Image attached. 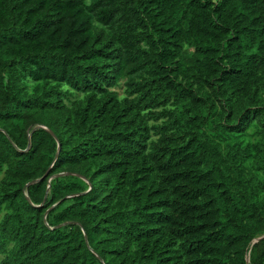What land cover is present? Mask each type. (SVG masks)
<instances>
[{
  "label": "trees",
  "instance_id": "trees-1",
  "mask_svg": "<svg viewBox=\"0 0 264 264\" xmlns=\"http://www.w3.org/2000/svg\"><path fill=\"white\" fill-rule=\"evenodd\" d=\"M254 120L264 0H0L2 264H264Z\"/></svg>",
  "mask_w": 264,
  "mask_h": 264
},
{
  "label": "rangeland",
  "instance_id": "rangeland-1",
  "mask_svg": "<svg viewBox=\"0 0 264 264\" xmlns=\"http://www.w3.org/2000/svg\"><path fill=\"white\" fill-rule=\"evenodd\" d=\"M89 1L90 0H87V2ZM94 31L101 32L99 28L94 29ZM28 84L30 85L31 88L34 86V84L31 83L30 81H28ZM120 85L121 86H117L116 88H114L113 91L117 92L118 95L122 98L124 97V89L122 88V83H120ZM73 100H75V98H73ZM263 139H264V133L262 132L261 127L258 126L257 121L254 120L251 126L249 127V129L247 131H244L242 142L244 145L256 144L257 142H260ZM60 177H65V176H60ZM0 180H1V177H0ZM261 180L264 183V179L262 177H261ZM4 215L5 214L0 215V222ZM4 257L5 256L2 253H0V264H2Z\"/></svg>",
  "mask_w": 264,
  "mask_h": 264
},
{
  "label": "water",
  "instance_id": "water-1",
  "mask_svg": "<svg viewBox=\"0 0 264 264\" xmlns=\"http://www.w3.org/2000/svg\"><path fill=\"white\" fill-rule=\"evenodd\" d=\"M45 129V128H44ZM46 130V129H45ZM29 139H30V136H29ZM30 146V145H29ZM59 149H60V147H59V145H58V151H59ZM57 159V156H56V158H55V160ZM54 160V161H55ZM69 174H61V175H59V176H57V177H60V176H68ZM44 178H42V179H40V180H36V181H33V182H31V183H29L28 185H27V187H29V186H31V185H34V184H36V183H38L39 181H42ZM49 189H50V185L48 186V190L47 191H49ZM91 189V187L89 188V190ZM88 190V191H89ZM27 196V195H26ZM29 201V200H28ZM55 207V206H54ZM46 216H47V214L44 216V220H45V218H46ZM84 237H85V240H87V237L84 235ZM264 238V237H263ZM262 238H260V239H257V240H255L253 243H257L258 241H260ZM248 262V261H247Z\"/></svg>",
  "mask_w": 264,
  "mask_h": 264
}]
</instances>
